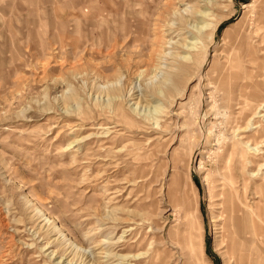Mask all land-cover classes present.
<instances>
[{
	"label": "rangeland",
	"instance_id": "obj_1",
	"mask_svg": "<svg viewBox=\"0 0 264 264\" xmlns=\"http://www.w3.org/2000/svg\"><path fill=\"white\" fill-rule=\"evenodd\" d=\"M201 2L0 0V264H264V22L252 0L198 18ZM185 14L209 26L189 34ZM225 29L242 48L224 51ZM192 35L205 47L178 61ZM227 195L254 217L242 263L219 228Z\"/></svg>",
	"mask_w": 264,
	"mask_h": 264
},
{
	"label": "bare ground",
	"instance_id": "obj_2",
	"mask_svg": "<svg viewBox=\"0 0 264 264\" xmlns=\"http://www.w3.org/2000/svg\"><path fill=\"white\" fill-rule=\"evenodd\" d=\"M201 1H203V3L201 2L202 3L201 6H202V8H205V9L204 10H202V9L195 10L194 15L198 18H202V17L208 16L210 14V12H209V10H207V8H208L209 3H211L212 0H201ZM255 2H257V4H256L257 9L255 11V16L257 17L258 21L264 22V0H252V2L249 3V5H253ZM184 18H185L186 26H185V28H183V30L185 29V31L189 34L191 33V31L189 29L194 28L196 31L200 32L202 30H205V28L209 26L208 24H206V22L200 23L196 20H193V18L186 16V14H185V16H183V19ZM261 28H264L263 25ZM193 38H195V35L190 36L189 40H184V42H182L181 47H180V52L179 53L176 52V54L174 55V57L176 59H178V61H181V62H194V61H196L197 52L200 51L202 47H205V45L203 44L202 46H199L198 45L199 43L197 42V40H193ZM240 38H241L240 35L239 36L234 35L229 31V29H225V31L223 33V38H222L223 43L226 45L224 48V51L228 50V48L232 45H236L235 48H242L243 45L240 44V42H239V40H241ZM263 42H264V39H263ZM171 49H172V47H171ZM229 50H230V48H229ZM172 52L173 51L171 50V53ZM251 54L252 53H250V55ZM239 59L240 58H238V60ZM215 66H216V64L213 61L211 63V66H210V70H213ZM223 74H222V72H220L219 75H223ZM247 75L249 77L251 76L250 71H247ZM170 81H171L170 76L166 75L164 77V79L161 81V83L159 84V82H158V85L154 88L153 92L155 94H153V95L149 94V93L147 94V92H146L145 95L150 98L149 100L154 101L153 104L149 103V104H145L144 106H142L143 107L142 111L147 110V114H145V113H143V114L145 116H147L148 119L156 120V121L159 119L158 117H159L160 113H162V105L160 103H155V101L157 100L156 96H162L163 95V87L166 86ZM214 81H215V79H214ZM225 85H226V78L221 77V84H219V86L217 84L216 88H220V87H223ZM244 87H245V84H244ZM242 88H243V86L240 85L239 91H242ZM142 95H144V94H142ZM137 96H136V98L138 100H140L139 96L138 97ZM117 97L118 96H116V95L107 96V103L115 101V99ZM249 97H250V95H249ZM141 100H142V96H141ZM140 107H141V104L139 103V101H136L135 103L130 105V109H131L130 111H133L137 114H140V110H139ZM238 130L242 131V130H246V129L245 128H239ZM258 133L264 135V129L261 127L259 129ZM73 143H74V141H73ZM244 144L247 146V150H246L247 152H249V153H256V152L259 153L260 152V149H258V145L251 147L252 144L249 141L244 142ZM252 150H254V151L251 152ZM225 200H226L225 202H227L226 203L227 207L224 209L226 216L224 215L225 216L223 219L224 222L222 223V226L219 227L221 229V232L223 233V236H224L223 243H224V245L226 244V246L229 247L230 255L234 256L240 263H242L248 257V254L245 253L248 251L246 246L248 245V241H249L247 239L246 234L248 233V227L251 226V228H252V225L254 223V217L251 215V213L249 212V209L246 207H245L246 210H243L242 214H238L239 208H238L234 198L232 199L231 196L227 195V198ZM185 201L187 202V206L189 205L188 207L190 209L189 200L185 199ZM194 208H195V206H194ZM44 220L45 219H42V221H44ZM192 221H193L192 219L187 220V229L189 232H187L186 235H187V245L190 248L191 256L194 257L196 250L200 245V239L196 234L192 233V231H191ZM229 222H232V227H233L234 231H229V229H228L229 228ZM151 224H153V225H151V227H153L154 230H158V228H160V226H158L156 222H153V220L151 221ZM243 228H246V229H243ZM252 235L256 239V241H259V238L264 239V230L261 229V233H257V234L255 232H252ZM263 252H264V248H262V247H260L259 250L254 252V255L257 256L256 260L260 259V260L264 261V258H262V256H261V254ZM113 253H112V255H113ZM47 255L50 257V259H53L56 256L55 252H49ZM93 255H92V257H94ZM108 255L110 256L111 254H108ZM108 255L106 254L105 257H108ZM102 257H104V256H102ZM135 257L137 258L138 256L137 255L133 256V258H135ZM91 258L83 259V263H81V264H93L94 258H93V261H91L92 260ZM127 258H129V256H125V255L121 256L120 255V259H122V260H126ZM156 258H157V254L153 253L151 255V259H156ZM57 259H59L56 261L57 264H77V263H73L71 260H68L65 262L66 259L63 260V257H60ZM100 261H97V262H100ZM121 262L116 263V264H122ZM107 264H111V263H107Z\"/></svg>",
	"mask_w": 264,
	"mask_h": 264
}]
</instances>
